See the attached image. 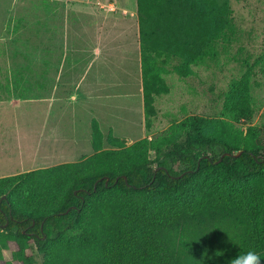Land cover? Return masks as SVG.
I'll use <instances>...</instances> for the list:
<instances>
[{
	"label": "trees",
	"instance_id": "1",
	"mask_svg": "<svg viewBox=\"0 0 264 264\" xmlns=\"http://www.w3.org/2000/svg\"><path fill=\"white\" fill-rule=\"evenodd\" d=\"M229 0H136L144 130L167 92L164 65L217 56L232 33ZM223 113L250 122L247 78L231 84ZM183 140L126 146L92 121L93 153L0 178V264H229L254 250L264 264V137L256 126L187 118ZM153 150L155 158H149ZM236 157L220 156L224 152ZM14 244L10 257L1 249ZM36 249L40 260L28 255Z\"/></svg>",
	"mask_w": 264,
	"mask_h": 264
},
{
	"label": "rangeland",
	"instance_id": "2",
	"mask_svg": "<svg viewBox=\"0 0 264 264\" xmlns=\"http://www.w3.org/2000/svg\"><path fill=\"white\" fill-rule=\"evenodd\" d=\"M73 2L69 0L75 4L72 7L64 0H12L11 17L2 18L6 26L0 28V35L9 36L11 41L9 67L16 68L23 61L29 73L30 94L37 95L40 79L45 80V88L53 80L56 82V78L44 74L62 73L57 95L66 99L48 110L44 133H54L55 143L40 149L33 162L31 157L26 158L28 166L50 167L91 155L92 116L97 117L102 133L101 149L111 148L106 143L108 137L123 140L126 146L143 137L183 140L186 130L181 123L187 118L225 120L243 132L250 124L264 137V0L228 1L232 33L227 41L218 42L215 58L191 65L188 75L174 70L176 60L164 65L161 77L167 92L154 98L156 114L148 131L144 130L140 114L137 61L126 59L123 71L116 69L115 73L118 72L111 76L107 68L106 75L100 58L93 60L88 51V42L96 45L100 37L95 33L88 37V11ZM245 77L253 118L250 122H233L223 113L224 99L231 84ZM47 78L52 81L47 82ZM117 80L124 84L115 85ZM106 83V90L119 89L120 95L105 103L88 105V85H95L94 95H97ZM68 92L77 96L69 100L65 95ZM25 109L26 116L34 119L29 127L36 130L39 128L36 120L45 116L46 106L34 101ZM148 155L151 160L156 156L153 150ZM14 247L8 244L1 249L4 259L10 257ZM27 254L40 260L34 248L28 249Z\"/></svg>",
	"mask_w": 264,
	"mask_h": 264
},
{
	"label": "crops",
	"instance_id": "3",
	"mask_svg": "<svg viewBox=\"0 0 264 264\" xmlns=\"http://www.w3.org/2000/svg\"><path fill=\"white\" fill-rule=\"evenodd\" d=\"M64 1L69 3V0ZM74 1L80 4L83 10L88 11V37L93 36L94 33L100 37V42H97L96 45L88 42V51L93 55V60H96L97 57L100 58L106 75L109 70L111 76L118 72L115 73L116 69L123 71L124 68L122 67L126 59L137 61L140 114L144 122L136 0ZM3 2L4 6L0 7V28L2 27V29L6 26V21H2L3 16L4 18L11 17L12 12V0H3ZM69 5L73 7L75 4L69 3ZM10 44L9 36L3 38L0 35V178L40 169L36 166H28L26 158L31 157V162H33L40 149L45 150L46 147L54 145L56 140L53 136L54 133L53 135H44L48 124V110L54 108V103L66 99L57 95V92L60 91L61 72H54L55 75L42 72L44 77L56 78V82L47 78L46 81H52V83L45 88L43 85L45 80L41 81L40 79L35 91L37 95L34 97L30 94L29 73L22 65L23 61L19 62L20 64L16 68L9 67ZM90 64L89 59L88 66ZM107 68H109L108 71ZM120 83L124 84V82L117 80L115 85L118 86ZM104 85L105 87L100 89L97 95H94L96 92L94 90L95 85H88V105L100 101L105 103L110 98L120 95L119 89L106 90L108 83ZM70 92L65 93L69 100L77 96ZM34 101L45 105L47 108L45 116L37 118L39 128L36 130L29 127L34 119L26 116L27 110L25 109L28 103ZM90 118L91 121L97 120V117L94 116ZM44 142L45 144H43Z\"/></svg>",
	"mask_w": 264,
	"mask_h": 264
},
{
	"label": "clouds",
	"instance_id": "4",
	"mask_svg": "<svg viewBox=\"0 0 264 264\" xmlns=\"http://www.w3.org/2000/svg\"><path fill=\"white\" fill-rule=\"evenodd\" d=\"M229 264H262V258L256 251L248 250L235 255Z\"/></svg>",
	"mask_w": 264,
	"mask_h": 264
},
{
	"label": "water",
	"instance_id": "5",
	"mask_svg": "<svg viewBox=\"0 0 264 264\" xmlns=\"http://www.w3.org/2000/svg\"><path fill=\"white\" fill-rule=\"evenodd\" d=\"M241 151L237 152V153H229V152H224L221 156L220 159L224 156H232V157H236L238 155H240Z\"/></svg>",
	"mask_w": 264,
	"mask_h": 264
}]
</instances>
